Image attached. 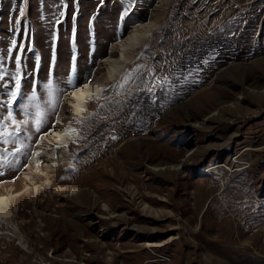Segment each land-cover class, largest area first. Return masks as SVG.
Segmentation results:
<instances>
[{
	"label": "rangeland",
	"instance_id": "374dc122",
	"mask_svg": "<svg viewBox=\"0 0 264 264\" xmlns=\"http://www.w3.org/2000/svg\"><path fill=\"white\" fill-rule=\"evenodd\" d=\"M0 76V264H264V0H0Z\"/></svg>",
	"mask_w": 264,
	"mask_h": 264
},
{
	"label": "bare ground",
	"instance_id": "6f19581e",
	"mask_svg": "<svg viewBox=\"0 0 264 264\" xmlns=\"http://www.w3.org/2000/svg\"><path fill=\"white\" fill-rule=\"evenodd\" d=\"M142 36L143 35L139 29L137 28L133 29L124 38L118 39L117 41L114 42V45L118 46V50H119L118 57L107 56L100 59L101 62H104L109 66L110 75H115L117 70L123 68L126 59L125 52H128V50L133 49L135 47L134 44H138ZM97 91L98 89L96 87V84L86 83L70 89L68 91V95H66L65 98L71 99V102L69 103L74 107L75 113L79 115L84 113L86 101L89 100L92 96L96 95ZM262 92H264V89H262ZM241 97L242 96H238V98ZM218 113H219L218 110H214L209 114V116H206L204 119H207V117L210 116H215ZM49 135H51L54 138V142L57 145L64 142H69L74 138V133L70 129L52 128L49 131ZM193 152H194L193 150H189L187 152V155L189 156L193 154ZM164 168L165 167H159V169H164ZM177 168L179 167L173 166L171 169H177ZM154 169H158V168H154ZM9 195L0 194V220L7 219L9 218V216H11L12 209L10 205ZM24 213H28V207L25 208Z\"/></svg>",
	"mask_w": 264,
	"mask_h": 264
},
{
	"label": "snow or ice",
	"instance_id": "6c2138e0",
	"mask_svg": "<svg viewBox=\"0 0 264 264\" xmlns=\"http://www.w3.org/2000/svg\"><path fill=\"white\" fill-rule=\"evenodd\" d=\"M19 13H20L21 16H23L24 15V9L23 8H20L19 9ZM13 46H15V41H13ZM16 62H17V64H19V57H16ZM0 79H3V77L0 76ZM69 83H71V81H69ZM4 87L6 88L7 85H5ZM19 87H20V85H19V78L17 77V83H16V89H17V91L19 90ZM17 91H13L11 93V96H12L13 99L16 98ZM9 116H11V112H9ZM37 131H39V129H37Z\"/></svg>",
	"mask_w": 264,
	"mask_h": 264
},
{
	"label": "built area",
	"instance_id": "2783aa9c",
	"mask_svg": "<svg viewBox=\"0 0 264 264\" xmlns=\"http://www.w3.org/2000/svg\"><path fill=\"white\" fill-rule=\"evenodd\" d=\"M263 109H264V107H263ZM260 111H261V109H257V110H256L257 113L260 112Z\"/></svg>",
	"mask_w": 264,
	"mask_h": 264
}]
</instances>
